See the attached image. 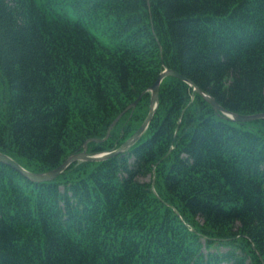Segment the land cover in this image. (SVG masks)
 Returning a JSON list of instances; mask_svg holds the SVG:
<instances>
[{"label": "trees", "instance_id": "obj_1", "mask_svg": "<svg viewBox=\"0 0 264 264\" xmlns=\"http://www.w3.org/2000/svg\"><path fill=\"white\" fill-rule=\"evenodd\" d=\"M165 68L264 112V0H0V151L116 150ZM0 264H264V118L170 75L126 150L0 161Z\"/></svg>", "mask_w": 264, "mask_h": 264}, {"label": "water", "instance_id": "obj_2", "mask_svg": "<svg viewBox=\"0 0 264 264\" xmlns=\"http://www.w3.org/2000/svg\"><path fill=\"white\" fill-rule=\"evenodd\" d=\"M170 75L176 76V77L183 79L186 82H188L194 88V90H197L211 104H213L217 109H220L222 111V113H224L228 118H230L232 120L250 121L253 119L264 118V112L255 113V114H239L237 112L230 111V110L224 108L223 106H221L213 96H211L210 94L205 92L203 89L198 87L193 81L186 78L185 76H183L178 71H175L172 69H166L160 73L158 79L150 88V90L152 92L151 105H150V111H149L148 116L146 117L145 121L140 126V128L124 144H122L116 150L91 153L88 151V141L98 140L97 138H91L85 143L84 149L82 151L69 155L68 158L66 160H64V162H62V164H60L58 167L51 169V170H48V171H44V172H34L31 170H28L21 163H19L16 159H14L12 156H10L9 154H6L4 152H1V151H0V161L6 163L8 165L13 166L14 168H16L17 170L22 172L25 176H27L30 180L36 181V182H40V181L42 182V181H49V180H52V179L58 177L60 174H62L66 170V168L70 164H72L75 161L102 160L104 158L110 157L112 155L118 154L121 151L126 150L127 148L130 147L131 144L136 142L141 137V135L144 133V131L148 128L149 123H150V121H151V119H152V117H153V115H154V113H155V111L159 105V90H160L161 82L166 76H170ZM140 99H141V97H139L132 104H130L127 107V110L130 109L131 107L136 106L138 104V102L140 101ZM121 115L122 114H120L113 121L111 127L117 123V121L121 117ZM154 183H155V177L153 179V184Z\"/></svg>", "mask_w": 264, "mask_h": 264}, {"label": "rangeland", "instance_id": "obj_3", "mask_svg": "<svg viewBox=\"0 0 264 264\" xmlns=\"http://www.w3.org/2000/svg\"><path fill=\"white\" fill-rule=\"evenodd\" d=\"M155 82H156V81H155ZM155 82H154V83H155ZM150 88H151V87H149V89H150ZM67 158H68V157H67ZM154 184H155V183H154Z\"/></svg>", "mask_w": 264, "mask_h": 264}]
</instances>
